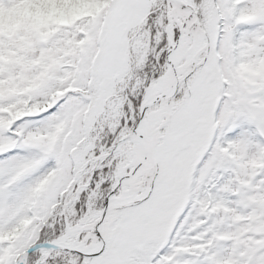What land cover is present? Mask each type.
<instances>
[{
    "label": "snow or ice",
    "instance_id": "snow-or-ice-1",
    "mask_svg": "<svg viewBox=\"0 0 264 264\" xmlns=\"http://www.w3.org/2000/svg\"><path fill=\"white\" fill-rule=\"evenodd\" d=\"M0 264H264V0H0Z\"/></svg>",
    "mask_w": 264,
    "mask_h": 264
}]
</instances>
